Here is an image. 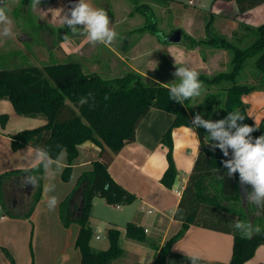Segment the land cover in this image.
I'll return each instance as SVG.
<instances>
[{
	"label": "trees",
	"instance_id": "trees-1",
	"mask_svg": "<svg viewBox=\"0 0 264 264\" xmlns=\"http://www.w3.org/2000/svg\"><path fill=\"white\" fill-rule=\"evenodd\" d=\"M132 1L136 11L131 14L143 15L144 10L150 11L147 5H139L136 0ZM42 2L50 5L54 0H42ZM235 2L241 13L264 4V0H235ZM108 13L109 17H112L110 10L107 11ZM210 23L207 25V40L197 41L181 32V43L189 50H199L201 56L202 50L207 47L228 53L229 69L213 76L199 73L203 91L194 100H185L183 105L170 99L167 87L149 81L135 71L106 79L99 75L100 72H87L79 62H58L43 68L27 66L0 70V100L11 102L19 116L41 117L46 121V124L39 128L24 130L12 136L14 150L26 146H39L47 149L54 159L60 158L65 153L66 166L62 179L64 182H69L73 167L80 158L79 147L90 142L99 148L93 169L84 172L78 178L76 187L60 205L63 225L68 227L73 222L79 225L76 248L81 255V264H112L124 254L120 246L122 232L117 228H110L107 232L109 240L107 250L98 251L92 247L94 230L90 222L91 211L96 198H103L110 205H129L137 199L134 194L113 180L108 169L114 157L126 145L135 142L138 127L152 109L174 116L173 123L161 140L168 148L169 164L161 183L168 189H172L178 176L173 159L174 128H191L192 120L197 113L206 120L217 121L227 117L229 112L237 110L245 116V120L241 123L255 125L243 98L253 92L264 91V23L257 28L242 27L253 38L247 47H241L232 39L218 33L212 34ZM57 31L60 32L61 41L65 34L71 38L81 36L73 35L66 26ZM173 32L161 35L160 30L157 29V22L154 21L131 33H149L160 42L169 45L166 39ZM128 37L124 38L123 47ZM202 57L204 58V55ZM249 59H253L251 72L260 78L257 85L242 83V72ZM176 83H179V80ZM82 97L87 98L88 102L81 104ZM1 121L5 125L8 116L3 115ZM196 130L201 138V149L175 213V219L181 222V229L161 248H157L153 264H167V256L172 245L192 225L233 234L234 244L230 264H245L254 257L256 250L264 245V227L249 238L232 226L239 217L227 203L231 199L241 197L239 173H235L231 178L228 177L227 169L221 162L231 158V153L229 152V157L226 158L218 148L213 150L209 145L206 130L202 127ZM261 135H264V120L259 124V129L251 133L253 139ZM216 168L219 171L216 172ZM23 174H33L40 178L33 204L24 216L30 218L42 195V167L31 172L15 171L0 175V201L6 182L16 175ZM125 236L138 243L147 241L145 229L131 222L125 227Z\"/></svg>",
	"mask_w": 264,
	"mask_h": 264
},
{
	"label": "crops",
	"instance_id": "crops-1",
	"mask_svg": "<svg viewBox=\"0 0 264 264\" xmlns=\"http://www.w3.org/2000/svg\"><path fill=\"white\" fill-rule=\"evenodd\" d=\"M87 2L94 8L99 9L93 0H87ZM110 2L112 15V17H109L112 23L110 26L114 27L118 33L114 41V44H117L120 37L125 34L127 36V32L132 31L129 25L134 19L121 18L123 11L127 13V16L131 15V11L123 1L115 0L114 2L110 0ZM137 2L139 5H147L156 15L158 30L181 31L197 41L208 39L207 25L211 22L210 30L212 34L218 33L232 39L241 47H247L251 44L253 38L242 27L257 28L264 23V4L241 13L235 0H138ZM161 2H164L165 5L162 6ZM29 3L25 2L23 7L24 13H27L26 20L27 22H37L39 11H35L36 15H34L33 8L30 7ZM75 3H78V0H54L53 3L47 6H41L40 4L38 6L42 7L40 12L46 13L48 21L46 25L42 21L37 23L42 28L45 26L50 30L61 28L60 25H56L59 24L58 19L53 20L48 9L63 7L67 11ZM0 7L11 8V1L1 0ZM213 7L218 10V14L212 11ZM119 14L120 18H118ZM30 25L32 24L30 23ZM11 27L13 26L11 25ZM77 27L83 26L78 25ZM33 29L34 26L29 27V30ZM13 33L15 35L11 39H16L15 42H19V44L22 42L30 43L36 46L31 34L21 33L18 34V37L15 32ZM146 35H149L150 38L132 39L131 41L128 37L130 41H126V45L122 47L121 52L98 43L96 50L91 51V53H89L90 51L82 52V57L89 61L99 53L105 59L108 58V66L113 74L120 73V70L122 72L135 71L149 81L158 80L162 84L167 83L169 85L176 83L178 80L172 75L176 70L175 64L178 67L185 66L195 69L199 73L208 76L226 71L225 67L224 70L214 71V62L220 53L224 57L227 56L224 51L207 47L208 54L203 58L199 50H189L181 42L166 45L155 36ZM3 39L2 26H0L1 49L6 48ZM71 41L69 52H73L72 49L77 51L81 49V45L87 43L84 35L74 37ZM144 41H150L153 48L141 49L140 47L145 46L143 45ZM101 45L107 50L109 49L110 57L102 51ZM86 57L88 58L86 59ZM161 57L162 59L166 58L163 63L166 65L163 67L160 66ZM259 79L249 71L243 75L242 83L257 85ZM243 101L249 107V116L254 123L259 125L264 120V91L253 92L245 96ZM3 115L8 116L5 125L1 121ZM173 121L174 116L172 114L152 109L138 127L135 142L126 145L114 157L108 169L115 182L137 197L134 203L136 205L130 207L132 208L130 214L135 215L132 223L145 229L150 244H155L156 239L160 238V242L155 244L157 248H161L181 229V222L175 219V213L201 149V138L196 129L197 137L193 136L191 128L173 129V159L178 176L172 189L166 188L161 183V179L169 166L167 160L168 148L161 140ZM45 124L46 121L43 118H28L17 115L11 102L0 100V175L24 171L23 154L28 146L14 150L12 148V136L24 130L39 128ZM79 150L80 158L73 167L69 182H64L62 179L66 164L62 155L59 158L64 167L55 180V192L51 193V195L57 196L59 201L53 211H49L46 206V197L43 191L46 181L43 178L41 199L30 218L24 216L33 204L37 187H33L31 184L22 186V181L26 175L31 174L16 175L6 182L0 201V264H81V255L76 248L79 225L73 222L70 226L65 227L60 218L61 202L74 190L78 178L84 172L93 169V162L98 158L99 148L90 142L80 146ZM229 152L232 154L231 149H229ZM244 189L251 191V186L244 185L240 187V209L238 212L232 211L238 215L240 221L250 223L253 228L258 226L262 229L264 227V210L246 200ZM110 207L113 206L109 204L102 207L97 217H95L96 215L92 210L91 226H93L94 221H102L108 224L114 222L116 224L113 225L118 229L120 225L118 220L109 217L111 209L108 208ZM145 214L148 218H145ZM146 220H148V223ZM120 231L122 232V230ZM239 232L242 234L241 231ZM233 244L234 235L231 233L192 225L172 245L167 256V264H191L190 256L200 257L197 264H230ZM135 264L142 263L137 262ZM245 264H264V245L260 246L254 257Z\"/></svg>",
	"mask_w": 264,
	"mask_h": 264
},
{
	"label": "clouds",
	"instance_id": "clouds-1",
	"mask_svg": "<svg viewBox=\"0 0 264 264\" xmlns=\"http://www.w3.org/2000/svg\"><path fill=\"white\" fill-rule=\"evenodd\" d=\"M41 0H33L32 7L36 8L40 5ZM212 11L218 14V10L213 7ZM48 12L52 14L53 20L66 26L73 35H84L86 42L96 45L103 44L105 47H111L116 40L118 33L111 25V20L104 9L94 8L87 0H78L67 11L61 8H50ZM12 21L8 16V10L0 7V26H2V35L4 37H14L11 27ZM83 27H77V26ZM71 37L68 34L63 36L62 46L71 44ZM176 70L172 73L178 78L179 83L167 84L156 80L154 83L161 84L168 88L171 100L181 105L188 99L199 97L203 91V83L199 80V72L195 69L176 66ZM91 96V93H89ZM85 97L80 99L81 104L87 103ZM245 120V116L240 111L229 112L227 117L217 121L204 119L197 113L191 125L193 136L197 137L196 128H204L208 133L210 147L215 150L218 148L224 157H229V149L232 150L231 158L224 159L221 163L227 169L226 175L233 177L235 173H239V183L241 186L250 185L251 191L244 189L246 200L255 204L258 208H264V135L255 139L251 133L259 129V125L254 126L241 123ZM215 141L216 143H211ZM24 171L31 172L33 169L43 168V179L46 181L43 191L46 197V206L49 211L55 210L59 201L57 196L51 195L55 192V180L63 170L61 159H54L49 151L42 147L28 146L23 154ZM215 171H219L217 168ZM220 177V176H219ZM223 179V177H220ZM40 178L35 175H26L23 178L22 186L31 184L36 187ZM232 226L241 231L243 236L251 237L253 232L259 233L261 229L257 226L253 228L250 223L235 220ZM191 264H197L199 256L189 257Z\"/></svg>",
	"mask_w": 264,
	"mask_h": 264
},
{
	"label": "rangeland",
	"instance_id": "rangeland-1",
	"mask_svg": "<svg viewBox=\"0 0 264 264\" xmlns=\"http://www.w3.org/2000/svg\"><path fill=\"white\" fill-rule=\"evenodd\" d=\"M1 1V0H0ZM5 1V0H2ZM11 1V8H6L8 10V16L10 20L12 21V30L15 32L17 35L19 34H31L34 38V43L36 46L31 45L30 43H21L15 42L16 39H11V37H4L3 40H5V47L4 49L0 48V70H11V69H18V68H23L27 66H36L39 68H43L44 66L54 64V63H66V62H79L83 65V67L87 70V72H100L99 75L103 78L106 79H111L115 77H120L124 75L126 72H122L120 70V73L113 74L111 72V69H109L108 63L109 60L108 58L105 59L104 56L98 55L93 56L91 60L86 61L82 57V52L85 53L86 51H91L96 50L98 48V43L96 45H92L90 43H84L83 46L81 45V49H78L77 51L75 49H72L73 52H69V44L62 46V41L60 40V32H58L54 28V30H50L47 27H41L39 23L41 22L46 25L48 21V16L46 15L45 12H40V8L42 7H37V9L33 8L31 5L33 3V0H8ZM21 1V2H20ZM109 1V2H108ZM115 2V0H113ZM118 1V0H117ZM125 3V5L129 8L131 12L136 11L134 10V2L132 0H120ZM138 0H136L137 2ZM25 2H30V7H32V12L35 14V11H39L37 14V22L34 21H28L27 22V13L25 14L23 11V7L25 5ZM94 4L99 7V9H104L106 12L111 9L110 6V0H93ZM112 2V3H114ZM162 3V2H161ZM41 6H47L48 4H44L41 0ZM163 4V5H162ZM161 5L164 6L165 3L163 2ZM40 6V5H39ZM34 10V11H33ZM121 18L123 17H128L129 19H134V21L129 25L130 29L132 31H135L137 29H140L144 27L147 24H151L154 21L157 22V17L156 15L153 14V12L150 10H144L143 15H140L138 13L136 14H131L130 16H127L126 12L121 13ZM109 16V13H108ZM43 17V18H42ZM118 18H120V14L118 15ZM59 21V20H58ZM170 21V20H168ZM32 25H30V23ZM34 22V23H33ZM29 23V24H28ZM172 23V22H171ZM112 24V23H111ZM61 27L63 26L60 22L59 24ZM33 27V30H29V27ZM64 27V26H63ZM20 30H22L20 32ZM129 33L127 32V36L131 39H137L141 40L144 38H150L149 33H144V34H139V33ZM175 32V31H174ZM173 32V33H174ZM172 33L171 30L164 31L160 30V34H170ZM18 35V37H19ZM82 36V35H81ZM80 37V36H79ZM72 37L71 39H73ZM77 38V37H75ZM124 38H126V34L122 37H120L119 42L117 44H112V48L114 50H117L119 52L122 51V47L125 44ZM128 41H130L128 39ZM130 43V42H129ZM144 47L142 48H153V45L151 42H143ZM102 51L108 56H111L110 51H108L103 45H101ZM220 51V50H218ZM203 55L206 57L208 54L207 48H204L202 50ZM90 55V54H89ZM202 55V56H203ZM226 57H224L223 54L220 53L218 56L217 60L214 62V71L218 72L220 70H224V67L226 70L229 69V54L226 53ZM88 57H86L87 59ZM85 61H84V60ZM162 59V57H161ZM166 59V58H165ZM165 59L163 58L161 61L160 66L163 67L166 64H163ZM226 61V62H225ZM253 64V59L247 60L245 64V69L242 72V77L249 71L253 70L252 67ZM163 70V68H161ZM169 67V66H168ZM38 119H41L38 118ZM63 158L65 159V153L62 154ZM137 200V199H136ZM136 200L129 205H110L113 207H110L108 209H111L110 213L111 215L108 216L112 219H117L118 223L120 224L118 229L122 230V234H124L121 237L120 240V246L124 250V254L121 258L115 260L112 264H135L137 262H140L142 264H153L155 256L157 254V242H160V238H157L155 241V244H150L148 240L145 243H138L132 240H129L125 236V227L128 223H132L134 221L135 215L130 214V210H132L133 205L136 202ZM240 198L236 199H231V201H228V206L231 208V210H234L235 212H238L240 209ZM106 205H109L105 199L103 198H96L93 202V207L92 210L95 213V217L98 216V214L101 212L102 207H106ZM118 206V207H117ZM238 206V207H237ZM92 213V211H91ZM145 218L147 217V214H145ZM148 223V220H146ZM93 227L94 228V237L91 242L92 247L95 250H107L109 248V240L107 236V232L110 228H117L115 227L116 224L114 222H110L111 224H108L106 222L102 221H94L93 222ZM117 226V225H116ZM97 236L100 237L99 240H97Z\"/></svg>",
	"mask_w": 264,
	"mask_h": 264
},
{
	"label": "water",
	"instance_id": "water-1",
	"mask_svg": "<svg viewBox=\"0 0 264 264\" xmlns=\"http://www.w3.org/2000/svg\"><path fill=\"white\" fill-rule=\"evenodd\" d=\"M182 40L181 31L174 32L170 37L166 39V41L170 44H179Z\"/></svg>",
	"mask_w": 264,
	"mask_h": 264
},
{
	"label": "built area",
	"instance_id": "built-area-1",
	"mask_svg": "<svg viewBox=\"0 0 264 264\" xmlns=\"http://www.w3.org/2000/svg\"><path fill=\"white\" fill-rule=\"evenodd\" d=\"M97 239H100V237H97Z\"/></svg>",
	"mask_w": 264,
	"mask_h": 264
}]
</instances>
